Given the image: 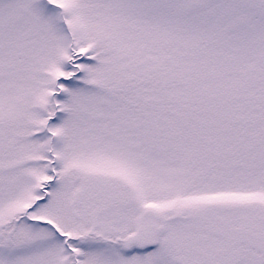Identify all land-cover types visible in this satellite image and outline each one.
<instances>
[{
  "label": "snow or ice",
  "instance_id": "1",
  "mask_svg": "<svg viewBox=\"0 0 264 264\" xmlns=\"http://www.w3.org/2000/svg\"><path fill=\"white\" fill-rule=\"evenodd\" d=\"M0 264H264V0H0Z\"/></svg>",
  "mask_w": 264,
  "mask_h": 264
}]
</instances>
